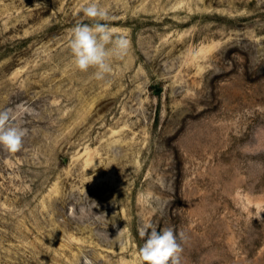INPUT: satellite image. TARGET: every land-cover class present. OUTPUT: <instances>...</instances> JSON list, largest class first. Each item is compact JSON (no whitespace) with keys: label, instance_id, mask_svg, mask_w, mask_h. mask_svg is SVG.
Instances as JSON below:
<instances>
[{"label":"rangeland","instance_id":"1","mask_svg":"<svg viewBox=\"0 0 264 264\" xmlns=\"http://www.w3.org/2000/svg\"><path fill=\"white\" fill-rule=\"evenodd\" d=\"M90 0H0V264H140L139 229L183 264H264V0H97L129 51L72 64Z\"/></svg>","mask_w":264,"mask_h":264},{"label":"clouds","instance_id":"2","mask_svg":"<svg viewBox=\"0 0 264 264\" xmlns=\"http://www.w3.org/2000/svg\"><path fill=\"white\" fill-rule=\"evenodd\" d=\"M81 11L93 23H78L70 30L68 47L72 64L81 72L94 70V78L104 81L113 71L112 61L122 60L128 54L130 42L125 36L116 35V29L108 23H102L109 20V13L97 0H90ZM27 135L28 129L15 123L11 109L0 110V148L18 152ZM139 236L144 240L139 248L140 264H183L182 231L177 232L172 226L158 230L149 221L139 229Z\"/></svg>","mask_w":264,"mask_h":264}]
</instances>
